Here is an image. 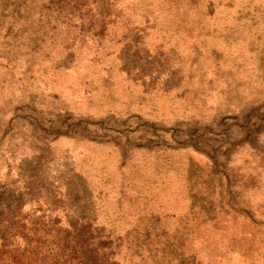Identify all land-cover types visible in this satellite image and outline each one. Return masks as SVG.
Instances as JSON below:
<instances>
[{
    "label": "rangeland",
    "instance_id": "1",
    "mask_svg": "<svg viewBox=\"0 0 264 264\" xmlns=\"http://www.w3.org/2000/svg\"><path fill=\"white\" fill-rule=\"evenodd\" d=\"M23 2L0 0V214L22 205L124 235L151 209L162 214L156 203L171 209L175 228L188 200L213 215L192 221L180 264H264V228L253 224L264 222V0H122L126 23L147 42V63L132 62L144 76L121 72L116 43L95 60L86 49L64 55L62 38L40 31ZM151 129L176 150L128 155L141 167L127 183L150 201L129 203L119 150L145 140L153 148ZM168 156L176 171L214 160L248 218L215 212V192L192 189L208 188V168L188 172L189 193L171 182Z\"/></svg>",
    "mask_w": 264,
    "mask_h": 264
},
{
    "label": "trees",
    "instance_id": "2",
    "mask_svg": "<svg viewBox=\"0 0 264 264\" xmlns=\"http://www.w3.org/2000/svg\"><path fill=\"white\" fill-rule=\"evenodd\" d=\"M122 0H24L22 5L25 11L36 16L37 26L40 31H53L54 39L62 38V53L70 57L81 55L84 49L91 50L93 60L103 57L108 46L115 43L118 49L114 50V58L125 64L121 72L127 75L136 74L144 76L142 69L132 66L147 63L148 51L145 48L144 37H139L141 31H134L126 23ZM20 10V8H17ZM126 14V12H125ZM120 26L126 31H119ZM134 27V26H133ZM123 35L122 38L113 43L114 35ZM91 48V49H89ZM90 51V52H91ZM90 54V53H89ZM130 54L128 57L127 55ZM130 59L128 62L127 60ZM127 65H126V63ZM96 63V61H95ZM156 72V69H155ZM156 74V73H155ZM150 138L160 139L154 143V147L146 146L151 143L143 141L132 147L130 151L119 150L120 164L122 169V180L126 185H121L120 194L127 196L129 203L139 201L149 203V194L140 192L135 184L129 183L138 179L136 175L140 172L137 168L126 163V158L133 152L134 155L151 158L155 155L166 156L172 153L175 148L166 145L162 141L159 132L151 129ZM148 133V132H147ZM147 135V134H146ZM188 153L195 151L192 147L184 148ZM169 166L164 170L166 173L174 172L171 182L180 180L183 188L188 191L191 188L188 183L187 174L192 168L184 167L176 171L173 169L172 156H168ZM227 159L222 163L223 166ZM210 162V161H209ZM120 165V167H119ZM212 173V181L199 182L197 189L204 191L208 197L214 196L215 212L225 215H237L248 218L242 210H238V203L231 202L232 190L230 181L217 170V163L211 160L209 165H203ZM226 166V165H225ZM200 168V169H203ZM119 169V170H120ZM121 171V170H120ZM180 171V176L179 172ZM183 175V176H182ZM176 177V180H175ZM181 177V179H180ZM198 182V181H196ZM181 188V187H180ZM217 190V191H216ZM25 191L31 193L29 185ZM187 199V196H186ZM61 202L56 197L55 203ZM152 201V200H151ZM158 206L156 212L148 211L144 216H139V227H134L129 234H120L111 227H105L92 221L90 217L72 215L71 218L62 222L58 215L47 217L44 213L38 218L29 211H23L22 205L15 209H7V212L0 214V264H180L184 263L185 250L189 247L192 232L190 230L192 221L198 218L212 220L209 215L196 211L194 205L188 203L184 216L177 221V226L172 229L168 222L171 209H167L162 204ZM202 213V214H201ZM171 217V216H170ZM262 221V220H261ZM253 224L264 228V222ZM137 234H136V233Z\"/></svg>",
    "mask_w": 264,
    "mask_h": 264
}]
</instances>
